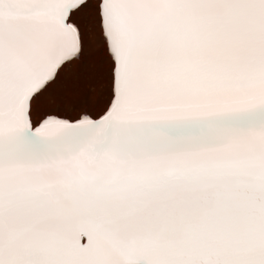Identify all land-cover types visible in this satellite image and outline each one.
<instances>
[{
  "label": "snow or ice",
  "instance_id": "1",
  "mask_svg": "<svg viewBox=\"0 0 264 264\" xmlns=\"http://www.w3.org/2000/svg\"><path fill=\"white\" fill-rule=\"evenodd\" d=\"M0 264H264V0H0Z\"/></svg>",
  "mask_w": 264,
  "mask_h": 264
},
{
  "label": "rangeland",
  "instance_id": "2",
  "mask_svg": "<svg viewBox=\"0 0 264 264\" xmlns=\"http://www.w3.org/2000/svg\"><path fill=\"white\" fill-rule=\"evenodd\" d=\"M69 115H70V113H69Z\"/></svg>",
  "mask_w": 264,
  "mask_h": 264
}]
</instances>
